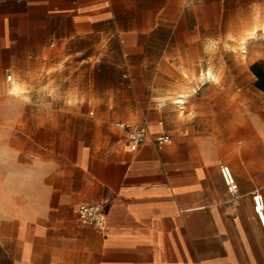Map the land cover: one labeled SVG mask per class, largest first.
Instances as JSON below:
<instances>
[{"label": "crops", "instance_id": "1", "mask_svg": "<svg viewBox=\"0 0 264 264\" xmlns=\"http://www.w3.org/2000/svg\"><path fill=\"white\" fill-rule=\"evenodd\" d=\"M260 18L264 0H0V101L24 105L0 108V138L19 163L38 156L56 166L34 201L16 199L0 220V264H264L252 201L258 190L264 202V139L251 136L235 76L199 79L216 77L224 38ZM50 69L46 85L77 84L82 99L93 94L121 118L117 129L145 122V142L135 151L126 141L77 145L74 126L58 123L76 113L43 107ZM13 76L23 98L2 91ZM163 132L172 141L159 149ZM59 139L71 140L70 156L51 146ZM220 164L238 183L233 200ZM80 203L102 206L100 226L78 219Z\"/></svg>", "mask_w": 264, "mask_h": 264}, {"label": "rangeland", "instance_id": "2", "mask_svg": "<svg viewBox=\"0 0 264 264\" xmlns=\"http://www.w3.org/2000/svg\"><path fill=\"white\" fill-rule=\"evenodd\" d=\"M260 24L264 25V18H260ZM247 31H244L241 36L228 34L224 38L222 41L223 46L227 48L229 52L222 55L220 54L219 67L217 70H214L217 73L214 80H218L220 76L225 75L227 72L237 78L233 87L235 92L247 95L248 101L245 108L249 112L252 123L251 136H258L264 139V92L254 86L256 76L250 69L252 64L264 61V33L262 34L259 30L254 38L246 39L244 45L242 43V38H246L245 33H247ZM227 59V64L231 62L235 63V69L223 68V60ZM238 65L244 68H238ZM52 72V69L43 70V74H46V76L43 78L44 89L42 90L44 93L50 94L51 96L48 100L43 102V107L70 109L76 113L75 116L69 115L68 117L58 118V123L65 122L67 119L69 126H74V131L73 133H69V136L73 135L77 145L81 146L84 144L100 148L107 144H120L125 141L124 133L113 125L114 122L121 120L120 117L107 116L104 110L105 106H101V103L93 97V94L87 100L82 99L81 87L79 88V86L72 81L66 80L61 83L59 85V91L56 92L53 86L46 85V83H49L51 80L49 75ZM13 81L14 83L19 82L18 78L14 76ZM11 87L12 85L6 84L2 91L11 98H23L22 94H9ZM214 87L220 91H226L228 86L216 84ZM189 91H191V89H189ZM0 108L7 109L11 114H14L19 109L24 108V105L18 100L8 98L6 101H0ZM6 119H10L11 126H13L17 117L11 116ZM10 135L11 137H17L18 135L13 127L11 128ZM15 145H19L18 142L15 141V143H12V146ZM51 146H53L54 149L56 148L60 153L65 155L68 154L69 156L71 154L72 145L70 139L69 141H66V139L61 141L59 139Z\"/></svg>", "mask_w": 264, "mask_h": 264}, {"label": "clouds", "instance_id": "3", "mask_svg": "<svg viewBox=\"0 0 264 264\" xmlns=\"http://www.w3.org/2000/svg\"><path fill=\"white\" fill-rule=\"evenodd\" d=\"M16 156L7 150L3 138H0V220L9 218L16 199L34 201L37 194L47 187L45 180L56 167L52 161L38 156L22 164Z\"/></svg>", "mask_w": 264, "mask_h": 264}, {"label": "built area", "instance_id": "4", "mask_svg": "<svg viewBox=\"0 0 264 264\" xmlns=\"http://www.w3.org/2000/svg\"><path fill=\"white\" fill-rule=\"evenodd\" d=\"M12 75L8 73L6 80L10 82ZM118 128L124 133L125 141L130 150L135 151L138 147L145 142L148 136V128L145 122L138 125H131L124 122L117 123ZM172 137L169 133H159L155 136L154 142L156 147L161 149L162 147L170 144ZM218 171L221 180L225 186L226 192L231 200L238 196V183L236 178L227 164H220ZM252 201L254 204V212L259 220V223L264 226V202L262 195L258 190H255L252 194ZM78 219L86 224L93 226H100L103 221V209L102 206L95 203H80L76 209Z\"/></svg>", "mask_w": 264, "mask_h": 264}, {"label": "bare ground", "instance_id": "5", "mask_svg": "<svg viewBox=\"0 0 264 264\" xmlns=\"http://www.w3.org/2000/svg\"><path fill=\"white\" fill-rule=\"evenodd\" d=\"M261 31L262 32V34L264 33V25H261L260 24V22H255L254 24H253V26L247 31V33H245V37L246 38H242V43L244 44L245 43V40L246 39H249V38H254L256 35H257V32L258 31ZM259 34V33H258ZM262 36V35H261ZM245 45V44H244ZM244 48V47H243ZM244 52V51H243ZM200 76V75H199ZM210 78H215V76L211 73V72H208L207 74H201V76H200V80L202 81L201 83H204L205 81H207V80H209ZM21 88H24V87H20V85L18 84V83H13L12 84V87L10 88V91H9V93L10 94H20L21 92H20V90H21ZM196 89V88H195ZM198 89V88H197ZM22 90H24V89H22ZM193 91H194V89H193ZM20 92V93H19ZM185 93V92H184ZM183 94V93H182ZM185 95V94H184ZM183 99L184 98H180V97H176V99H175V101L176 102H178V103H180V104H182L183 103Z\"/></svg>", "mask_w": 264, "mask_h": 264}, {"label": "trees", "instance_id": "6", "mask_svg": "<svg viewBox=\"0 0 264 264\" xmlns=\"http://www.w3.org/2000/svg\"><path fill=\"white\" fill-rule=\"evenodd\" d=\"M250 69L256 76L254 86L264 92V61L252 64Z\"/></svg>", "mask_w": 264, "mask_h": 264}]
</instances>
